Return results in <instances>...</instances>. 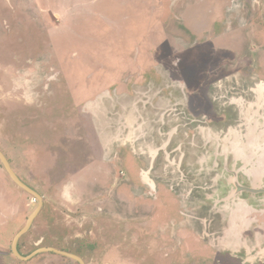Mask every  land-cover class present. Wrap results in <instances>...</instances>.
Returning <instances> with one entry per match:
<instances>
[{"label":"rangeland","instance_id":"1","mask_svg":"<svg viewBox=\"0 0 264 264\" xmlns=\"http://www.w3.org/2000/svg\"><path fill=\"white\" fill-rule=\"evenodd\" d=\"M261 81L264 0H0V149L44 199L27 242L54 234L57 221L72 223V247L86 264H264V93L254 88ZM232 125L240 132L229 134ZM96 131L106 147L115 137L105 160L83 164L78 156L79 173H56L53 155L70 138H84L72 146L79 154L100 152ZM48 134L56 140L42 139ZM149 143L166 158L152 174L173 198L164 203L145 197L141 184ZM224 144L249 177L221 152ZM128 157L137 174L127 171ZM172 162L181 168L174 190L164 172ZM6 174L0 164V184L10 183ZM251 183L262 193L241 190ZM25 197V220L13 219L7 252L37 205ZM229 203L236 209L227 211Z\"/></svg>","mask_w":264,"mask_h":264},{"label":"flooded vegetation","instance_id":"2","mask_svg":"<svg viewBox=\"0 0 264 264\" xmlns=\"http://www.w3.org/2000/svg\"><path fill=\"white\" fill-rule=\"evenodd\" d=\"M261 84H264V81L259 82V85H261ZM180 86H181L180 84H177V87L178 88ZM180 88L182 89V87H180ZM110 95L111 94L108 93L107 96L105 94L103 96H101L102 97V101H104L106 99H109V98H112ZM257 99H258V97H257ZM96 102H98V100L93 101V102H90V104L91 103H96ZM55 105L56 104H54L53 106H55ZM102 106H103V103H102ZM86 108H87V106H86ZM243 112H244L243 120L245 121L246 126H249V123L246 120L248 118V116H249L248 107H247V110H243ZM254 112H255V109H254ZM87 113L88 114H91L88 111H87ZM259 113H260L261 117L264 118V110L261 109L259 111ZM100 115H103V110H102V112H101ZM93 116L94 115H92V117ZM254 117L256 119V122L259 123V120H261V117L258 118V116H256V113H255ZM239 121H240V117H239ZM93 122H94V120H93ZM256 122L252 121L251 123H256ZM143 124L146 125V122L143 123ZM152 128H153L152 125L149 126L150 131H149V133H146L145 134L144 141H146L147 139L153 138V135H152V130L153 129ZM232 128L238 129V132H240L239 131L240 128H236L234 125H232V126L228 127V129H227V131H228L229 134H230ZM97 129H100V128L97 127ZM44 133H46V131H44ZM215 133H217V132H215ZM100 134H101V132H98V131L95 132V136H97V137H98V135L100 136ZM246 135L242 136V138H243L242 141L243 142H247ZM36 136H37V134H36ZM47 136H50V135L49 134L48 135H45V136L42 137V139L46 138ZM98 139H99L98 140L99 145L102 146L101 143H100V138L99 137H98ZM55 140L56 139L53 136H50V142H53ZM82 140H84L83 137H78L75 141H73L72 138H70V140L67 141L65 144H62V143L60 144V145H62L61 148H59V150H56L57 152H55V155H53L54 156L53 158L55 160H58V162L54 164L55 167L57 166V169H56L57 172L56 173H61L62 171H64L63 174L65 176L66 175L67 176L74 175V174L79 173V169L76 170V172L73 173L74 168L75 167L76 168L77 167L78 168L81 167L82 166V163L83 164L95 165V163H98V164L101 163L100 162V159L103 160V161L105 160L104 159V147L103 146H102L103 148H101V150H99L100 152L95 151V149H93L92 147H91V149L89 148V151L88 150L83 151V148H82L80 154L78 153L79 150H78V152H76L75 150H73L72 149V146H75L77 143H80V141H82ZM227 140H229V137L227 138ZM228 143H229V141L226 144H228ZM166 144H167L166 149H168L169 146H170V144H171V142L169 144V141H168ZM148 146H149L148 149L146 151H144L143 154H141L143 156V160L146 162V165H148L149 162H150V159L151 158H154L153 159V163H156L158 166H160V164H158L159 161L166 160V158L165 159H163L164 157L162 158L161 149L159 150V148L154 147V144L153 143H149ZM146 147H147V145H146ZM153 147L157 150V153H156L155 156L151 152V150H152ZM181 148H182V146H180V148L178 149V151H181ZM220 150H221L222 153H225L227 155L232 156L234 160L236 159L235 160L236 163L239 162L241 164V168H240L239 171L243 175H245L246 177H249L245 173L244 164H243L242 161L239 160V156L237 154L227 151L225 149V144H224V147L221 148ZM1 152L4 154V152L2 150H1ZM78 156L81 157L82 163L76 162L79 165H75L74 166L72 158H77ZM5 157L7 158V160L9 162L12 170L15 172V174L20 179V181L23 182L26 186H28L31 190H33L34 192H36L37 194L40 195L38 189L35 188L34 186H31L28 183H26V181L23 178L20 177L18 171L13 167L12 162L8 159V157L6 155H5ZM59 157L62 158V159L63 158L65 159V161H64L65 162V165H64V168L65 169L64 168H60L61 166H60L59 163H60L61 160L59 159ZM85 157L88 158L87 162H84ZM179 157H180L179 159H180V163H181L180 166H183L184 154L183 155L181 154ZM133 158L135 159L136 157L134 156ZM133 158L128 157L127 158L128 162L126 163L129 166L127 168V171L129 173H131L132 175L137 174V170H135L136 167H134L135 166V161H134ZM250 158L251 159L253 158V160H254L255 159L254 154ZM119 159H120L119 158V155L116 156V158H115L116 163L115 164L118 165ZM258 161H260V160L258 159ZM43 163H49V162H46L45 159H41L40 158L39 165L42 166ZM0 164L3 167V170H5V172H7L6 168L4 167V165L2 164L1 161H0ZM176 164H177V162H172L171 165L169 166L171 168L168 167V168H165V170H164V172L170 173V175L172 176L173 179H176L177 177H179L178 172L174 168L181 169L180 166L176 167L175 166ZM177 165H179V164H177ZM29 166L32 167L31 164H29ZM54 166L45 169V173H48L49 172V176H50V173H51L50 171L55 168ZM157 167L155 166V169L156 170H157ZM58 168H60V169H58ZM32 169H34V168L32 167ZM170 169H172L173 171L170 170ZM243 169H244V171H242ZM40 170H42V169H40ZM56 173H52V174H56ZM144 173H145V170L141 173V176H142V178H141V184H144L145 187H147L144 190V191H147L145 193H148V194H145V197H148L149 199L154 198L156 201H160L161 200L162 202L164 201V198L165 197H167L168 200H170V199L172 200L173 199L172 196L170 195V193L168 192V190L165 188V186H162V184H161L160 185V188L158 189V185L156 184L155 179L152 178V174L154 172L151 173V171H146V173L148 174L149 180H152L154 182V184H155L154 190H153L152 186L150 187L146 182H144V179H143V174ZM106 174L108 175V177H111L112 176L111 175V170H109V173L107 172ZM6 175L8 176L9 173L7 172ZM134 177H136V176H134ZM9 179H10V183L11 184L10 183H6V179H4V178H3V184H0V264H7V262H8L7 260L10 261V260H15V259L19 260L20 264H40L39 262H40L41 258L42 257H45V256H51V257L48 258V259H43V260H45L43 262V264H52L53 261L56 262V258L55 257H60L61 258V260H59L60 261L59 264H71V261H74V260L71 259V258H69L67 255L61 254V252L62 253H69V254H74V252H78L77 250H74L73 247H72V244H73L72 227H70V225H68V224H72V223H68V224L66 223L65 224L64 222H60L59 223L60 225L59 226L58 225L56 226V224H58L57 221H56L55 224H54V226L52 224L49 225V227H50L49 230L50 231H53L54 230L53 231L54 234H51L50 233L48 235L49 237H46V236L45 237H41L42 239H39L38 241L33 242V243H30V242L28 243L27 242V239H26L27 238V235H29L30 233H32V231L34 230V227H33L34 226V222H35V220L38 219L40 213L35 218L32 226H31L30 230L27 232V234L23 235L19 239L18 244H17V251L20 254V256H22L24 258H28L29 256L35 254L36 251L41 250V249H46V251L40 252V253L36 254L35 256H33L32 258H30L29 260H23V259H21L20 257H18L15 254V251H14V240H15L16 236L27 226V223H28L29 218L35 212V210L39 206L40 202L32 194L28 193L26 190H24L23 188H21L11 178L10 175H9ZM235 179L233 180L234 181V185L236 184V186H237L239 182L237 183V181ZM178 180L175 183H172V185H171L172 190H174V186H178L179 185L178 184L179 183ZM252 186L255 189V186L253 184H252ZM64 187L58 188L60 190V192H65L66 191L64 189ZM20 188L23 190L22 192L17 191V189H20ZM126 190H128L130 194H133L132 191L129 188H122V190H121V192H122L121 196L122 197L126 196V193H127ZM231 194H232V192H230L229 196L230 197H233L234 195H231ZM25 195H30V196L34 197V202H32V205H36V204L37 205L34 208L35 209L34 212L30 216H28V218L26 219L24 225L22 227H20L18 231H16L15 235L13 236L12 241L10 242L9 252H7L6 250H8V249H6L7 248L6 245H8L7 242L10 239L11 233L17 229V225H20L25 220V217H24L25 216V212L28 209V207L26 206V202H25V199H26ZM24 197H25V199H24ZM133 199H132V201H133ZM129 200H130V197H129ZM133 202L137 203L136 202V199H134ZM142 203L144 204L145 207H147L149 205L151 206V203H153V202L151 200L144 199V201H142ZM233 203H235V200L233 201ZM43 208H44V199H43ZM162 210L163 211H158V213H157V215H159V220H163L164 215L166 213L165 212L166 207L163 206L162 207ZM18 216H20V218H19V221H17V225H15L16 222H14L13 219L17 218ZM60 217L61 216H59V218H58L59 221H61V220L62 221H65L64 218H60ZM46 238H48V239H46ZM45 240H48V242H51V244H47L45 246L44 245ZM33 246L35 248H33ZM31 248H32V250H31ZM50 249L56 250L57 252L56 251H52ZM77 254L79 256L81 254V252L76 253V255ZM11 257H13V258H11ZM52 258H55V259H52Z\"/></svg>","mask_w":264,"mask_h":264},{"label":"water","instance_id":"3","mask_svg":"<svg viewBox=\"0 0 264 264\" xmlns=\"http://www.w3.org/2000/svg\"><path fill=\"white\" fill-rule=\"evenodd\" d=\"M0 161L2 162V164L4 165V167L6 168L7 172L9 173V175L11 176V178L21 187L23 188L24 190H26L28 193L32 194L35 198H37L40 202L39 206L37 207V209L35 210V212L32 214V216L29 218L28 220V223H27V226L16 236L15 240H14V251H15V254L20 257L21 259L23 260H29L30 258H32L33 256H35L36 254L40 253V252H44L46 251V249H41V250H38L35 252V254L29 256L28 258H24L22 256H20V254L18 253L17 251V244H18V241L19 239L27 234V232L30 230L35 218L38 216V214L40 213V211L42 210L43 208V198L41 195L37 194L36 192H34L33 190H31L28 186H26L23 182L20 181V179L17 177V175L15 174V172L12 170L7 158L5 157V155L1 152L0 150ZM241 190H246L247 192L249 193H252V194H260L262 193V191L260 190H257V189H254L252 186L249 187V188H242ZM52 251H56V250H53V249H50ZM57 252V251H56ZM61 254H64V255H67L69 258L73 259L74 261L78 262L79 264H86L84 262V260L77 256V255H74V254H69V253H62Z\"/></svg>","mask_w":264,"mask_h":264},{"label":"crops","instance_id":"4","mask_svg":"<svg viewBox=\"0 0 264 264\" xmlns=\"http://www.w3.org/2000/svg\"><path fill=\"white\" fill-rule=\"evenodd\" d=\"M104 127H105V124H104ZM106 133V132H105ZM99 138H100V143H101V145L104 147V159H105V157H106V155L108 154V152H110V150H111V147L113 146V143H114V136L111 138V140L108 142V145H107V147L105 146V144L103 143V140H102V138H101V134H100V136H99ZM107 152V153H106ZM153 159L154 158H151L150 159V162H149V164L148 165H146V168L144 169L145 170V172L146 171H151V173H153L154 171H156V169H155V166L157 167L158 165L156 164V163H153ZM136 170V169H135ZM108 173H109V171H107ZM107 175V174H106ZM143 179H144V182H146L150 187L152 186V188H153V190H154V188H155V185H154V182H150V181H147L146 180V178L144 177V174H143ZM127 191V193H126V196H124L123 198L125 199V200H127V201H129V197H130V199L132 200L133 198H132V196H131V194L129 193V191L128 190H126ZM231 238H232V236H230ZM235 242V241H234ZM233 242V243H234ZM233 243H230V246H232V245H234ZM236 246V245H235ZM235 246H233L232 248H234ZM74 250H77V249H74ZM78 251V250H77ZM78 252H81V254L79 255L80 257H82V259L84 260V262H85V257H84V255L82 256V251H78ZM78 252H74V255H76V253H78ZM77 256H78V254H77ZM86 263V262H85Z\"/></svg>","mask_w":264,"mask_h":264},{"label":"bare ground","instance_id":"5","mask_svg":"<svg viewBox=\"0 0 264 264\" xmlns=\"http://www.w3.org/2000/svg\"><path fill=\"white\" fill-rule=\"evenodd\" d=\"M254 88H256L257 89V92L258 93H261V92H264V84H261V85H259V83H256L255 84V86H254ZM263 94V93H262ZM261 94V95H262ZM258 97V99H262L263 97H260V96H257ZM256 103L258 104V102L256 101ZM260 103V102H259ZM93 103H91L90 104V106L92 105ZM89 106V107H90ZM89 111V110H88ZM151 151H153L152 152V154L155 156L156 155V153H157V150L153 147L152 148V150ZM155 151V152H154ZM253 175V174H252ZM256 175V174H255ZM248 176H250V175H248ZM144 177L146 178V180L147 181H150V182H153L152 180H149V178H148V174L145 172L144 173ZM178 180V177L175 179V181H177ZM237 204H233V203H229L227 206L229 207L228 209H227V211L228 210H233V206H234V208H235V206H236ZM236 209V208H235ZM227 211H226V214H227ZM234 240H235V242L233 243L234 245H236L237 244V242L239 241V236H235L234 237Z\"/></svg>","mask_w":264,"mask_h":264}]
</instances>
